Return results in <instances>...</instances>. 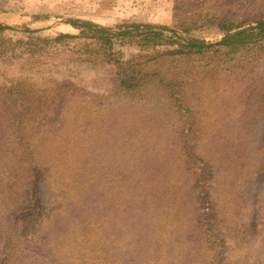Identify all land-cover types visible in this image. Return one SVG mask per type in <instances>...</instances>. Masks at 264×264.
<instances>
[{"label": "trees", "instance_id": "1", "mask_svg": "<svg viewBox=\"0 0 264 264\" xmlns=\"http://www.w3.org/2000/svg\"><path fill=\"white\" fill-rule=\"evenodd\" d=\"M178 4L186 10L176 15L177 27L195 40H205L197 30L225 37L264 18L250 12L254 0ZM40 20L49 18L33 16ZM72 25L78 34L52 37L0 22V64L77 47L117 69L111 94L52 78L43 86L27 78L0 82V264H217L207 246L194 248V233L220 237L221 215L237 207L232 192L217 188L222 204L193 232L182 199L216 182L213 136L220 130L206 122L218 104L229 110L245 103L249 116L252 85L262 80L256 66L264 59V24L207 45L173 30ZM127 44L141 54L125 58ZM56 106L60 126L42 129ZM121 168L122 176L108 174ZM112 181L125 189L114 191Z\"/></svg>", "mask_w": 264, "mask_h": 264}, {"label": "rangeland", "instance_id": "2", "mask_svg": "<svg viewBox=\"0 0 264 264\" xmlns=\"http://www.w3.org/2000/svg\"><path fill=\"white\" fill-rule=\"evenodd\" d=\"M260 1L254 0L256 5L249 9L257 17L264 16V5L257 6ZM183 10L186 7L178 4V0H0V22L19 29H25V26L42 29V35L52 37L60 32L79 33V29L67 20L69 18L111 30H119L117 26L126 22H138L144 26L174 27L186 39L188 36L175 21L176 15ZM34 15L49 20L33 21ZM194 34L208 43L224 38L210 28L197 30ZM122 50L127 59L141 54L136 44H127ZM18 56L11 63L0 64V82L9 84L11 80L27 78L43 86V82L52 78L59 84L80 86L94 94H111L114 90L116 67L103 60L102 56L81 52L77 47H60L35 57ZM256 71L262 74V80L252 85V95L256 96L251 100L249 116L244 114L245 103L242 104L244 109L231 105L229 110H222L218 104L220 107H216L206 122L218 123L213 128L220 130L219 136H213L216 148L213 154L219 151L213 165L216 182L206 186L207 192L197 189L192 195H186V200L182 199V204L190 209L188 220L191 229H188L193 232L198 222L210 224L215 206L222 204L216 196L217 188L232 192L233 204L237 207L234 214L228 211L229 215H221L220 237H216V232L207 233V228L204 235L199 231L194 233L198 242L196 245L194 242V248L207 246L210 250L205 254L215 255L217 264L219 261L221 264H264V170H260L264 154L259 150L264 134V59L256 66ZM207 105L216 106L211 101ZM53 110L56 112L45 120L42 129L60 126L62 118L57 106ZM123 171L125 169L121 168L108 174L119 173L122 176ZM204 176L203 171H197L198 184ZM205 184L202 181V187ZM110 186L114 191L118 187L125 189L120 182H113Z\"/></svg>", "mask_w": 264, "mask_h": 264}, {"label": "water", "instance_id": "3", "mask_svg": "<svg viewBox=\"0 0 264 264\" xmlns=\"http://www.w3.org/2000/svg\"><path fill=\"white\" fill-rule=\"evenodd\" d=\"M70 23H74V24H80V25H89V26H93L96 28H100L102 30H106V31H113V32H120V31H139V30H143V29H161V30H173V31H177L180 34H183L181 31H179L178 29L174 28V27H166V26H153V25H147V26H143V27H134V28H125V29H119V30H111L109 28L106 27H101L98 26L97 24H94L92 22H88V21H79L73 18H69L67 19ZM264 24V18L257 20L256 22L249 24L247 26L241 27L239 29L234 30L233 32L229 33L227 36H225L224 38H222L220 41H225L226 39L232 38L242 32H247V31H251L255 28H257L259 25ZM25 29H31L30 26H25ZM187 40H189L192 43L195 44H199V45H207L209 44L206 40H195L192 38H188L186 37Z\"/></svg>", "mask_w": 264, "mask_h": 264}]
</instances>
